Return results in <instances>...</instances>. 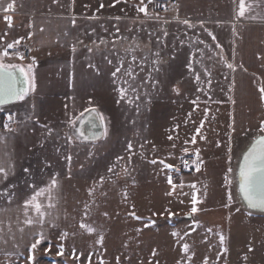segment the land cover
<instances>
[{
	"label": "crops",
	"instance_id": "1",
	"mask_svg": "<svg viewBox=\"0 0 264 264\" xmlns=\"http://www.w3.org/2000/svg\"><path fill=\"white\" fill-rule=\"evenodd\" d=\"M165 1L172 0H15V10L6 12L13 0H0V52L21 41L7 49L10 57L4 62L26 70L33 65L36 83L35 92L23 101L0 109V164L8 172L6 178L0 176V258L33 253L31 244L38 233L45 240L37 249L61 229L74 150L96 154L109 144L119 148L126 141L135 162L140 156L149 160L153 147L160 152V142H167V137L173 142L179 139V153H171L169 161L158 157L159 167L172 165L175 171L192 158L201 164L204 176L201 170L193 176L199 175L202 183L210 173L209 153L226 151L232 164L233 153L239 151L238 162L248 145L264 134L260 130L264 124V0H245L243 17L238 14L240 0H177V20H148ZM144 6L147 15L138 11ZM6 16L12 18L11 27ZM24 47L30 49V58H25ZM121 63V72L114 77ZM129 67L135 80L124 74ZM121 87L128 88L123 98ZM176 108L179 131L168 132L162 118ZM86 109H95L104 118L99 141L85 142L73 135ZM9 114L14 117L12 131L3 127ZM85 128L82 133L90 130ZM206 131L216 138L207 139ZM191 138L193 143L187 141ZM152 141H158V146H152ZM95 165L102 168L104 158ZM227 172L231 174V168ZM53 179L58 185L51 191L54 206L47 207V191L38 197L46 212L41 223L35 210L25 205L48 189ZM229 181L231 186L230 177ZM194 198V205H207L198 202L199 193ZM240 203L239 220L264 226V215ZM185 220L188 231L194 218L189 215ZM261 235L257 249H264V228Z\"/></svg>",
	"mask_w": 264,
	"mask_h": 264
},
{
	"label": "rangeland",
	"instance_id": "2",
	"mask_svg": "<svg viewBox=\"0 0 264 264\" xmlns=\"http://www.w3.org/2000/svg\"><path fill=\"white\" fill-rule=\"evenodd\" d=\"M178 112L179 108L172 109L162 118L168 132L179 131ZM188 132L197 136L189 128ZM206 137L212 134L206 131ZM192 140L187 141L193 143ZM156 142L150 144L158 146ZM179 144V139L173 142L167 137V142H160V152L153 147L148 152L149 160L140 156L135 162L129 156L126 141L119 148L109 144L96 154L74 150L61 229L35 252L18 258H0V264H264V249H257L261 247L264 226L252 220L248 225L239 220L242 216L236 215V211L242 210L235 184L239 151L233 153L232 164L226 151L216 156L209 153L210 173L206 177L201 164L192 158L185 160H190L194 169L184 171L183 175L172 168L159 167L157 158L169 161L171 153H179ZM101 156L104 165L99 169L95 164L97 159L101 162ZM174 161L178 166L179 158ZM226 168H231L232 173ZM200 170L202 183L199 175L193 176ZM206 180L210 183L205 184ZM198 193V202L207 205H194L193 196ZM189 215L194 222L187 231L189 221L185 219ZM82 223L95 231L89 234L81 228ZM63 233L67 236L62 239ZM61 246L63 255H57ZM47 248L50 251L44 250ZM30 256L35 257L34 261Z\"/></svg>",
	"mask_w": 264,
	"mask_h": 264
},
{
	"label": "snow or ice",
	"instance_id": "3",
	"mask_svg": "<svg viewBox=\"0 0 264 264\" xmlns=\"http://www.w3.org/2000/svg\"><path fill=\"white\" fill-rule=\"evenodd\" d=\"M14 2L10 3L4 10L6 12L14 11ZM143 3V0H141ZM151 2V0H149ZM103 7V5H101ZM138 11L143 12L145 15L148 14L147 6L141 7L138 9ZM246 12V5L245 0H240L239 5V16L243 17ZM5 20L8 22L9 27L12 25V18L10 16H6ZM73 25H75V20L72 21ZM185 23H188L185 21ZM43 30V29H42ZM209 35H212L209 33ZM213 40H215V36H212ZM21 43L20 40H16L13 43H9L7 45V48L0 52V108H2L4 105L13 103V102H19L23 101L30 93L35 92L36 90V83H35V75L33 72V65H29L27 67V70L16 64H7L4 62L5 58L10 57V53L7 49H13L17 45ZM73 51H75V45H73ZM19 59H23L24 57L21 55L18 57ZM34 63V62H33ZM132 63H135V56L132 57ZM91 66V65H90ZM123 67V63H121L120 66H118L113 73V76L115 77L117 73L121 72V68ZM229 68L233 67L231 64L228 65ZM124 74L128 76L131 80H135V73L132 71L131 67L125 69ZM124 84L128 85V88H133L134 85L129 83L128 80L124 81ZM128 88L121 87L119 89L121 97L123 98L128 91ZM261 92H264V89H261ZM138 98V97H137ZM131 103V101H129ZM87 115L85 113H81V116L84 117L86 121L89 123H93L94 121H101V124L103 126V116L102 114L96 112L95 109H86L85 110ZM9 123H6L3 125L4 128L8 129L9 131H12L13 129L10 127L11 122L13 121L14 117L13 115L9 114L7 117ZM74 123V122H73ZM261 131H264V126L261 127ZM50 131V130H49ZM107 129L105 127V135H106ZM80 135H83V133H80ZM171 139V137H169ZM129 150H131L132 146L131 144L128 145ZM66 159L70 162L71 157L67 156ZM155 163V161H153ZM163 163V162H161ZM185 163H187L185 161ZM168 168H172V165H166ZM25 171H28V169H25ZM8 172L5 170L2 164H0V176L7 177ZM169 183L171 184V178H169ZM239 185H240V193L242 195V198L244 201H246L249 208L252 209H259L261 211H264V136L259 137L256 139L249 150L245 153L243 156L242 164L239 170ZM57 181L56 179H53L51 182V185L48 189L41 190V192L36 193L29 202L26 203L25 207H32L35 210V213L40 218L39 222H43V218L46 216V212L43 210L44 205H42L38 197L42 195L45 191L49 193L48 195V201L47 207L51 208L54 206L52 203V195L51 191L52 189L57 188ZM195 187V185H193ZM229 199L231 197L229 196ZM194 204L196 203L194 198ZM197 211V208L194 206L192 208V212L195 213ZM132 215H135L132 213ZM136 219H140V217H136ZM27 223L31 224L32 221L28 220ZM81 228L86 229V231L91 234L95 231V229L89 227L88 225L81 224ZM67 236V233L62 234V239ZM45 240V237L43 233H38L36 237L34 238V242L31 244V249L33 252L37 250L38 246ZM103 238L101 237L100 242L102 243ZM221 241L223 242V237H221ZM45 251H50V248L44 249ZM184 251H188V245H184ZM57 255H63V246L60 247ZM155 255V253H153ZM30 260L34 261L35 257L30 256Z\"/></svg>",
	"mask_w": 264,
	"mask_h": 264
},
{
	"label": "water",
	"instance_id": "4",
	"mask_svg": "<svg viewBox=\"0 0 264 264\" xmlns=\"http://www.w3.org/2000/svg\"><path fill=\"white\" fill-rule=\"evenodd\" d=\"M18 102H13V103H9V104H6L4 105L2 108L4 107H8V106H11V105H14ZM0 108V109H2ZM97 112V111H96ZM85 115H87V113H85ZM90 123L88 121H86L84 119V117L82 116L75 128L73 129V135L76 136L78 139L80 140H83L85 142H96V141H99L100 139L103 138V126L101 124V121L97 120V121H94L93 123H91L92 127H88L90 126L89 125ZM86 126V130L90 128V130H87L86 133H83V135H80V133H82L81 129L83 127ZM264 126V124L262 125ZM84 132V131H83ZM264 136V134L256 137L249 145L248 147L243 151L241 157L239 158V161H238V164H237V169H236V187H237V194H238V198L241 202V204L250 212L252 213H256V214H260V215H264V211H261L259 209H252V208H249L246 201H244V199L242 198V195L240 193V185H239V170H240V167H241V164H242V160H243V156L245 155V153L249 150V148L251 147V145L253 144V142L258 139L259 137H262Z\"/></svg>",
	"mask_w": 264,
	"mask_h": 264
},
{
	"label": "built area",
	"instance_id": "5",
	"mask_svg": "<svg viewBox=\"0 0 264 264\" xmlns=\"http://www.w3.org/2000/svg\"><path fill=\"white\" fill-rule=\"evenodd\" d=\"M178 6V1L172 0L169 2H161L158 5V8L154 11V13L150 16L149 19L166 21V19L177 20L176 9ZM23 54L25 58H30V50L27 48L23 49ZM185 161L187 163H185ZM182 166L183 171L192 172L193 164L190 160H185ZM175 179V178H174Z\"/></svg>",
	"mask_w": 264,
	"mask_h": 264
}]
</instances>
